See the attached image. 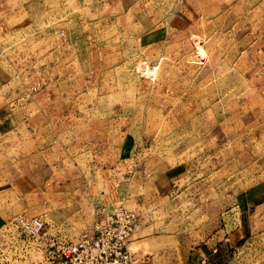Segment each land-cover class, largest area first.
<instances>
[{"label":"rangeland","instance_id":"obj_1","mask_svg":"<svg viewBox=\"0 0 264 264\" xmlns=\"http://www.w3.org/2000/svg\"><path fill=\"white\" fill-rule=\"evenodd\" d=\"M0 110V264H52L119 206L196 244L264 188V0H0ZM253 208L229 264H264Z\"/></svg>","mask_w":264,"mask_h":264},{"label":"crops","instance_id":"obj_2","mask_svg":"<svg viewBox=\"0 0 264 264\" xmlns=\"http://www.w3.org/2000/svg\"><path fill=\"white\" fill-rule=\"evenodd\" d=\"M2 111L0 110V134H5L12 130L14 121L9 117H2L5 113ZM248 192L249 195L244 200L223 209L209 234L196 244L180 245L175 236L162 232H136L128 242V249L139 258V264L232 263L238 243L250 231V211L255 210L252 207L264 203V188H251ZM0 207L9 205L7 202H0ZM4 219L0 213V224Z\"/></svg>","mask_w":264,"mask_h":264},{"label":"built area","instance_id":"obj_3","mask_svg":"<svg viewBox=\"0 0 264 264\" xmlns=\"http://www.w3.org/2000/svg\"><path fill=\"white\" fill-rule=\"evenodd\" d=\"M137 222L133 210L119 206L109 216L95 222L88 233L76 242L60 237L45 244L46 258L52 264H139V258L128 249ZM14 224L25 234H42L44 221L39 216L19 215Z\"/></svg>","mask_w":264,"mask_h":264}]
</instances>
